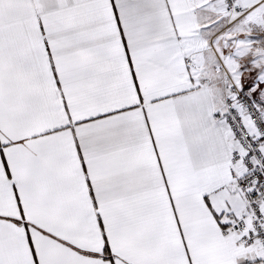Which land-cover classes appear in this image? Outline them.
Here are the masks:
<instances>
[{
    "label": "snow or ice",
    "instance_id": "snow-or-ice-1",
    "mask_svg": "<svg viewBox=\"0 0 264 264\" xmlns=\"http://www.w3.org/2000/svg\"><path fill=\"white\" fill-rule=\"evenodd\" d=\"M0 264H264V0H0Z\"/></svg>",
    "mask_w": 264,
    "mask_h": 264
}]
</instances>
